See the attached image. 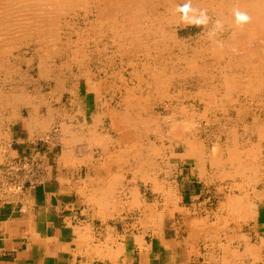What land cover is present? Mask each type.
<instances>
[{"label":"rangeland","instance_id":"1","mask_svg":"<svg viewBox=\"0 0 264 264\" xmlns=\"http://www.w3.org/2000/svg\"><path fill=\"white\" fill-rule=\"evenodd\" d=\"M22 165L80 182L93 258L117 229L258 262L264 0H0V186Z\"/></svg>","mask_w":264,"mask_h":264},{"label":"crops","instance_id":"2","mask_svg":"<svg viewBox=\"0 0 264 264\" xmlns=\"http://www.w3.org/2000/svg\"><path fill=\"white\" fill-rule=\"evenodd\" d=\"M192 181L187 175L181 180L184 204L193 196ZM79 183L58 171L40 177L31 186L15 190L0 186V264H203L199 257L195 262L186 257L187 248L168 249L138 230L124 233L113 229L109 241L105 233L99 234L101 255L89 256L85 241L89 216L83 205L87 199L79 191ZM228 197L221 202L226 207L231 203ZM248 203L244 211L253 215L248 227L253 237L260 236L245 241L244 247L250 252L258 249L261 257L253 263V256L246 252L241 262L264 264V197ZM198 225L193 223V227Z\"/></svg>","mask_w":264,"mask_h":264},{"label":"built area","instance_id":"3","mask_svg":"<svg viewBox=\"0 0 264 264\" xmlns=\"http://www.w3.org/2000/svg\"><path fill=\"white\" fill-rule=\"evenodd\" d=\"M21 168L22 169H24V173H26V175L24 174V178H21L19 181H16V183L15 184H12L11 182L9 183V185L7 184V180H5V185H6V187L7 188H11L12 190H14L15 188H17V187H22V185H23V180H24V182H25V180H26V182L28 183V185H33L38 179H40V177H38V175H36V174H34V177H32L31 176V174H33V173H30L29 172V170H27V168H28V166H25V168H23V165L21 166ZM10 169H17V167L15 166V163L14 164H12L11 166H10ZM10 174L8 173L7 174V176H9ZM27 175H30V177L28 178V176ZM9 177H11V175L9 176ZM32 178V179H31ZM34 179V180H33Z\"/></svg>","mask_w":264,"mask_h":264},{"label":"bare ground","instance_id":"4","mask_svg":"<svg viewBox=\"0 0 264 264\" xmlns=\"http://www.w3.org/2000/svg\"><path fill=\"white\" fill-rule=\"evenodd\" d=\"M190 1V0H189ZM199 1H201V0H199ZM203 1V0H202ZM121 2V1H120ZM89 3V2H88ZM173 4V3H172ZM185 4V3H184ZM97 5V4H96ZM116 6H118L117 4H116ZM184 6V5H183ZM198 8V7H197ZM168 9V8H167ZM207 9V8H206ZM223 16V15H222ZM223 19V18H222ZM192 58V57H191ZM259 61V60H258ZM257 72H258V70H257ZM256 77H258V76H256ZM3 99V98H2ZM127 123V122H126ZM133 130V129H132ZM177 132V131H176Z\"/></svg>","mask_w":264,"mask_h":264}]
</instances>
